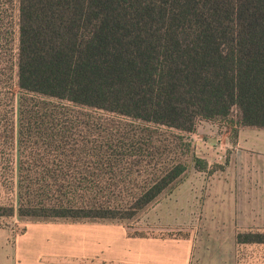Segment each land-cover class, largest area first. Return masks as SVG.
<instances>
[{
  "label": "trees",
  "instance_id": "trees-1",
  "mask_svg": "<svg viewBox=\"0 0 264 264\" xmlns=\"http://www.w3.org/2000/svg\"><path fill=\"white\" fill-rule=\"evenodd\" d=\"M200 121L264 129V0H0V218L127 227Z\"/></svg>",
  "mask_w": 264,
  "mask_h": 264
},
{
  "label": "rangeland",
  "instance_id": "rangeland-1",
  "mask_svg": "<svg viewBox=\"0 0 264 264\" xmlns=\"http://www.w3.org/2000/svg\"><path fill=\"white\" fill-rule=\"evenodd\" d=\"M239 116L235 108L233 121ZM231 127L199 122L188 135L198 161L188 160V176L173 193L126 223L130 233L192 236V264H264V245L236 244L238 229H264V129L241 128L234 144ZM78 224L0 218V264L57 263L83 232Z\"/></svg>",
  "mask_w": 264,
  "mask_h": 264
},
{
  "label": "crops",
  "instance_id": "crops-1",
  "mask_svg": "<svg viewBox=\"0 0 264 264\" xmlns=\"http://www.w3.org/2000/svg\"><path fill=\"white\" fill-rule=\"evenodd\" d=\"M254 195L255 192L252 196ZM252 201L253 199L251 203ZM258 203L259 201H256L255 205L258 206ZM259 205L263 206L264 213V199ZM78 225L83 232L76 238H70L69 252L59 254L57 263L47 264H192L193 261L195 240L192 236L189 238L162 235L140 237L130 236L128 228L122 224L79 223ZM37 264L42 263L37 262Z\"/></svg>",
  "mask_w": 264,
  "mask_h": 264
}]
</instances>
